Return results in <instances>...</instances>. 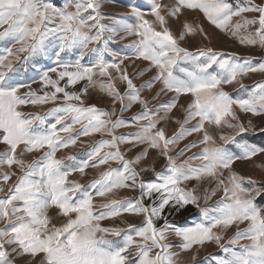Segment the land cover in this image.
I'll return each instance as SVG.
<instances>
[{
    "label": "snow or ice",
    "instance_id": "6c2138e0",
    "mask_svg": "<svg viewBox=\"0 0 264 264\" xmlns=\"http://www.w3.org/2000/svg\"><path fill=\"white\" fill-rule=\"evenodd\" d=\"M102 7V0H0V43L5 45L0 48V144L6 146L0 151V193L7 187V194L0 196V223L6 225L0 227V264H16V258L25 255L40 256L39 264H178L180 253L172 251L173 245L167 242L169 232L180 238V251L215 243L221 254L206 257L205 264H264V206L255 202L264 194V184L233 170L236 161L264 154V146L243 138L256 131L252 121L245 126L234 111L238 107L254 117L264 115V82L254 84L250 90L245 88L246 98H233L224 90L225 85L239 82L248 73H264V61L253 65L251 58L235 53L182 47L186 36L207 34L201 24L186 20L179 36L174 35L162 14L167 6L159 0H151L147 10L131 6L134 23L106 17ZM186 11L201 13L241 44L264 48V3L175 0L167 15L178 18ZM245 13L256 15L250 18ZM148 15L154 19H147ZM105 19H111V23H103ZM120 33L126 34L122 39L136 37L127 47L136 59L149 62L144 71L156 69V74L139 87L122 67L129 57L120 56L110 47ZM36 57L53 59V66L39 69V89L32 87L36 79H17L19 69L15 67L17 62L27 65ZM85 57H89L88 63L83 62ZM144 71L138 75L143 76ZM117 80L126 85L123 92ZM81 82L80 91L68 90ZM156 83L161 87L153 99L169 92L175 96L170 102L150 108L141 92ZM89 89L110 97L112 110L86 105L84 97ZM181 96L190 97V102L182 106L183 119L176 120L179 129L169 137L158 125L168 119ZM46 104L57 106L43 114L21 111L28 105ZM116 104L121 106L119 115ZM134 104L142 106V111L126 121L123 113ZM50 119L53 122L49 123ZM192 121L196 123L186 127ZM206 124L227 127L233 133H221L218 144ZM123 127L138 130L116 135ZM260 132L264 133V128ZM193 133H202V139L185 145L177 156L170 155L181 140ZM95 134L110 139L93 144L86 158L69 156V163L57 158V152L76 145L81 136ZM122 144H146L158 150L167 161L165 170L156 172L155 181L140 179L134 165L147 157V149L135 159H126ZM229 144L238 151L230 150ZM201 145L198 153L177 163L180 156ZM33 152L43 154L31 162L23 158ZM113 162L120 167H109L87 185L69 180L73 173L85 175L90 167L98 169ZM14 176L15 182L8 186ZM206 178L214 180L216 186L210 192L205 190V206L201 207L197 187L182 185ZM123 188H139L140 195L94 202L95 197L106 198ZM217 192H222L221 198L208 205ZM188 205L199 209V222L178 227L168 219L173 210L179 214ZM53 207L64 220L59 225L53 224L49 216ZM124 213L142 217L141 224L129 223L126 228L102 226L101 221ZM159 220L164 223L158 227ZM245 222L247 227L241 229L239 226ZM233 225L237 228L235 234L223 243V233Z\"/></svg>",
    "mask_w": 264,
    "mask_h": 264
},
{
    "label": "rangeland",
    "instance_id": "374dc122",
    "mask_svg": "<svg viewBox=\"0 0 264 264\" xmlns=\"http://www.w3.org/2000/svg\"><path fill=\"white\" fill-rule=\"evenodd\" d=\"M230 3H239L243 5L245 0H229ZM257 4L264 3V0H255ZM151 0H102L103 7L101 8V12L106 17H118L124 18L130 23H134L135 20L131 17V6L140 7L143 10H147L150 6ZM159 3L162 5H166V8L162 9V14L166 16L168 21V27L173 32L174 35L179 36L182 31V26L184 22L187 20L193 23H199L203 26L205 36L202 33L197 32L195 35L186 36L185 39L181 42L182 47L188 48L190 51H196L198 49H207L212 48L216 51H222L226 53H235L241 57L251 58L253 65H257L261 61H264V48H261L259 45H244L239 42L237 37H233L230 34H226L219 29H217L214 25L210 24L201 13L196 12H184L178 18H173L167 15V9L170 8L175 0H159ZM245 15L255 16V13H245ZM147 19L153 20L154 17L151 15L146 16ZM234 18V22H235ZM103 23H111V19H105ZM159 28V26L157 25ZM125 33H120L116 38L115 42L110 43V47L120 54V56H128L129 58L124 60V64L122 65L129 74V76L133 79V82L139 87L141 84H144L146 81L150 80L155 74L156 69L152 68L151 71H144L149 67V62L136 59L133 55V50L128 48L132 40L136 39L134 36H127V38L122 39ZM3 43H0V48L4 47ZM107 59H112V57H106ZM84 63L89 62V57H85ZM49 66H53V59L47 57H36L32 61H30L27 65H23L21 62H17L15 67L19 69V72L16 73L17 79H23L24 81H30L32 79H36L37 83L32 85L33 88L39 89L40 84L38 82L39 78V69L47 68ZM144 71L143 76H139L138 73ZM116 73L113 72V76ZM106 79V78H105ZM259 82H264V73L261 72H252L248 73L246 76L240 78L239 82L233 83L231 85H225L224 90L227 91L233 98H246L247 92L246 89H251V87ZM63 84V82H61ZM84 82H81L75 86V88H69L70 91H80ZM117 87L123 92L126 88V85L116 81ZM241 84L244 85V88L241 87ZM161 85L156 83L152 89H144L141 92V95L149 100V107L155 108L158 105L170 102L175 93H166L161 94L158 99H153L156 92L159 91ZM24 90H22L23 92ZM84 101L86 105L95 104L97 107L105 109L107 111L112 110V99L108 97L105 93L99 91L98 89H89V93L84 97ZM190 102V97L181 96L179 98L177 107L172 110V112L168 115L167 120H162L161 124L158 127H163L165 129L166 135L171 137L174 133H176L179 129V125L176 123L177 119H183L184 111L182 106H186ZM60 101H57L59 104ZM57 104H46L43 106H31L22 107L21 111L25 113H36L39 112L43 114L49 109L56 107ZM117 115H119L120 105L116 104ZM142 111V106L138 104H134L132 108L123 113V119L126 121H131V118L136 115L138 112ZM234 111L236 112L239 120L244 122L245 126L249 120L252 121V124L255 126V132H248L244 135V139H247L249 142L256 143L257 145L264 146V133L260 132L261 128H264V115L261 116H252L251 113H244L238 107H234ZM160 115L163 116V109L160 110ZM115 119V117H114ZM51 119L49 123H51ZM146 123V122H142ZM196 121L190 122L186 127H192ZM206 129L212 134L217 143H221L219 140V136L221 133L223 134H232L233 130L227 127L217 128L214 125H205ZM77 131H79V125L76 126ZM138 129L136 127H123L117 129L116 135H125L128 133H134ZM63 135V134H62ZM202 133H193L191 136H187L185 139L181 140L178 146L174 147L170 152V155L177 156L181 149L185 147V145L191 144L195 141H199L202 139ZM100 139H110L108 136H101L99 134H95L92 136H81L77 141L76 145L69 146L68 148L61 149L57 152L58 159H65V163H69L66 159L69 156H75L77 159H83L85 157V153H87L91 146L95 144ZM237 140H241L240 136H237ZM23 147V146H21ZM202 145L191 149V151L186 152L183 156H180L177 160V163H181L186 160L189 156H192L195 153H198L201 150ZM229 149L232 151H238L235 145L229 144ZM6 148L5 145L0 144V151H4ZM121 152L124 153L126 159H135L141 152L147 149V157L142 159L139 164L134 165L136 170L140 172V179L144 181H155L156 180V172H163L165 170V166L167 164L166 159L163 156L159 155L158 150L148 148L146 144H140L133 146L132 144H122L120 145ZM107 151V149H105ZM18 153L20 149L17 150ZM43 153L42 152H33L25 155L23 158L31 162L35 159H38ZM192 163H199L198 161H193ZM109 167L117 168L120 167L118 163H110L106 165H102L100 168H88L85 170L86 174L81 175L79 172L73 173L69 176V180L78 181L81 184L87 185L93 179L98 178L99 173L107 170ZM149 169L148 171H141L142 169ZM155 169L152 171L151 169ZM6 170V169H5ZM13 170L17 171L19 175V170L13 168ZM233 170L240 174L243 177H251L259 184H264V154H258L256 157H253L251 160H238L233 164ZM225 177H227L228 172L225 170ZM16 180V177H12V179L8 182V186H11ZM215 181L209 178L203 179L199 182L196 180L187 181L182 187L193 188L197 187V194L201 196L200 204L201 207L205 206L203 196L205 195V190L210 192L211 189L215 188ZM247 187L248 185L245 184ZM7 194V187H5V192L0 193V196H4ZM140 195L139 188L134 191L128 188H123L117 190L114 194H109L108 197H95L94 202L96 204L106 203L109 199H134ZM222 196V192H217V194L208 201V205H214L216 201H218ZM257 205L264 206V194L257 197L256 201ZM145 203H150V201H145ZM58 210L56 208L49 209V216L52 218V223L59 225L64 222L62 217L57 215ZM168 209H165V214H167ZM168 219L178 227H188L192 226L195 222H199L200 213L199 209L193 205H188L185 209H183L179 214H176L173 210V215L169 216ZM142 222V217H137L133 214L124 213L122 216L107 219L101 221L102 226L104 227H121L126 228L129 223L140 225ZM157 226L163 225L164 221L159 220L156 222ZM4 223H0V227H5ZM241 229L247 227V222L241 224L239 226ZM237 228L233 225L230 229L225 231L223 243H226L228 239H230L236 232ZM216 231H221V229H216ZM169 239L168 243L173 245L172 251L179 252V256L177 257L178 264H205V258L210 255H220L221 250L215 245V243L205 244L203 247L194 246L189 251H180L179 245L181 244V240L179 237L173 235L171 232L168 233ZM111 238V237H110ZM241 243H247V241H241ZM195 257V259H193ZM40 256L32 258L29 255H25L23 257L16 258V264H39Z\"/></svg>",
    "mask_w": 264,
    "mask_h": 264
}]
</instances>
